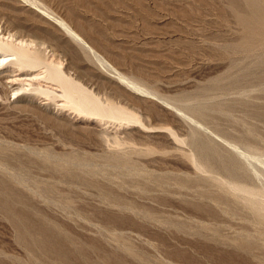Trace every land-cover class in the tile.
Listing matches in <instances>:
<instances>
[{
	"label": "rangeland",
	"instance_id": "374dc122",
	"mask_svg": "<svg viewBox=\"0 0 264 264\" xmlns=\"http://www.w3.org/2000/svg\"><path fill=\"white\" fill-rule=\"evenodd\" d=\"M39 1L48 3L50 8H55V12L57 10L56 13L64 15L62 5L51 4L48 0ZM89 1L90 5L79 2L74 4L77 17L83 24H90L103 42L123 58L125 64L130 63L125 55L130 54L132 47L145 43V48L151 51L150 55L169 62L163 70H167L168 66H180L178 74L175 75L177 86L169 88L174 91L166 90L163 81L167 78L161 76L165 75L164 72L156 74L160 82L151 83V86L155 84L154 87H158L160 92L173 94L172 96L192 93L193 98H188H192L191 102L194 103H218L223 110L210 111L204 120L201 117L195 119L198 118V123L204 128L207 127L208 133L214 132L209 133L212 137H220L219 141L223 139L220 144L224 149H228L227 144L231 142L241 146V151L252 157L250 160L254 165L259 163V169L264 173V47L247 51L238 46L244 33L226 0ZM76 4L80 6L77 7ZM64 41H68V38H64ZM69 43H73V48ZM69 43L67 46L77 49L81 58H87L84 50H80L74 42ZM100 52L109 57L107 52ZM134 63L138 67L139 64L142 65L140 68L146 74H152L142 58L134 60ZM125 67L127 72L132 71L129 66ZM11 92L5 94L9 100L0 93V182H4L13 193L14 212L27 215L36 226L49 229L56 227L55 230H60V235H67V239L62 242L66 249V264H219L206 257V247H214L213 252L219 257H226L228 264H264V226L241 205H225L223 208L216 206L221 213L218 210L214 217L206 215L197 207L194 209L199 204H212L209 196L212 197L219 186L216 182L211 183L210 187L208 181H188L194 179L197 172L195 173L191 163L187 164L188 161L180 157L178 151L175 153L174 145L162 143L161 138L145 139L134 130L135 133L130 135L133 141L125 133H121V136L118 133L122 139L127 140L116 146L115 126H101L96 121L78 116L72 110L62 109L60 106L63 101L58 98L51 100L52 103L45 95H38L29 89L25 93ZM17 99L21 100L20 104H11L18 101ZM40 103L44 105L43 109L39 108ZM108 126L111 127L108 129ZM103 128L111 131L108 134L109 139L101 143L97 133ZM187 134L184 132L181 137L185 138ZM183 148L188 151L190 149L189 145H184ZM229 149L231 150L230 146ZM169 151H174L175 158L172 156L174 153ZM117 156L127 157L125 164L118 162ZM189 169L193 175H188V172L185 178V171H190ZM252 170L254 182L250 180L249 185L253 186L251 188L255 185L256 189H264V177H260L262 171L260 173L256 170L257 174L260 173L256 176L253 168ZM179 174L181 175L178 176ZM173 180L179 182L178 185ZM165 183L167 187L163 185ZM207 186L211 188L210 191ZM203 193L207 196H202ZM0 195V199L10 196ZM184 198L190 200L186 201ZM205 221L208 223L205 224ZM175 222H179V225ZM196 232L198 235H195ZM18 234V227L14 224L11 213L0 204V264H45L55 258L42 254L40 249H37L38 252L37 247L27 246L19 239ZM246 236L252 239L253 244L252 250L248 252L237 249L234 244L245 242Z\"/></svg>",
	"mask_w": 264,
	"mask_h": 264
},
{
	"label": "bare ground",
	"instance_id": "6f19581e",
	"mask_svg": "<svg viewBox=\"0 0 264 264\" xmlns=\"http://www.w3.org/2000/svg\"><path fill=\"white\" fill-rule=\"evenodd\" d=\"M48 1L51 4L52 3L56 4L57 6L62 5V8H63L62 14H64V15H59L58 13H56L57 10H56V12L54 11L55 8L52 9V7L50 8V6L47 5L48 3L46 4V3L41 2L39 0H0V86H1L0 87V93H2L3 95H5L11 91L13 93H20V91L21 92L23 91L25 93V91H28V89H29L30 91H32L38 95L39 94L45 95L47 97L46 99H48V100L50 99V102H52L51 100H53V99L55 100L56 98H58L61 101H63L62 104L60 103L61 104L60 107L62 109L72 110L78 116H80L84 119H87V120L96 121L101 126L102 125L103 126H106V125L115 126L116 127L115 130L117 131V133H115L114 134L115 136L114 135L113 136H114V142L116 144H118L116 146H119L122 142H125L127 140V139H122L120 137L121 133H125V136L127 135L128 137H131L130 135L135 133L134 130H137L138 133L140 134V136L145 138V139H148L150 137L161 138L163 140L162 143H168L170 145H174V147L176 148V149H174L175 153H176V151H178L180 154V157L181 156L184 157L185 160L188 161V162L186 161L187 164L191 163L192 166L194 167V169L196 170L195 173L197 172V174L194 175L195 177L193 176L194 179H191L188 181H194L196 183L199 181L200 182L201 181H203V182L208 181L207 184L209 183V185L211 183L215 184L214 182H216L217 186H219L217 192L215 191L216 193L212 194V197H210L211 195L209 196V198L214 202L213 203L211 201L212 204H214L215 206L212 205L209 201L210 204H207V203H205V204L203 203V205L199 204V205L194 206V209H195V207H197L198 209H200V211L202 210L206 215L214 217L217 215V211L220 208H223L225 205H228L230 207L231 206L239 207L241 205L243 208H246V210L248 209L249 212L252 213L254 218L261 225L264 226V189H259L257 187V185H256L257 189L255 188V185H254V188H251L253 186L249 185L251 183L249 181L254 178V175L252 174V171H253L252 168L254 169V172H256V176L257 175L259 176V174L262 171L261 169H259L260 166H258L260 164L258 163L257 166L254 165L255 163L250 160L252 157L250 155H247L246 153H243L240 149L241 146L238 147L239 145H236L237 143L236 144L235 143L232 144V142H231V144L228 143L229 146L231 147V150L229 149L228 144H227L228 149L227 148L224 149L221 146V144H222L221 141L223 139L221 141H219L218 138H220V137H218V138H216L217 139L216 140L215 137H212L210 135L213 131L209 132L210 133L209 134L207 132L208 129H206L207 127L204 128L202 125H200L198 123L199 122L198 120L201 118L202 119L206 118V116L208 115V113L210 111L214 110V112H215L216 110H223V108L221 106H219L218 103L214 104L213 102L212 103H210V102H197V101H196V103L191 102V99L193 98L192 97L193 95H191L192 93L190 94L191 96L187 93L186 94H183V93L180 94L179 93L180 95L178 93H177L178 95H175L176 94L175 93L174 94L175 96H172L173 94L169 95V94L160 92L158 90L159 89L158 87L157 88L154 87L155 84L153 86H151V83L153 84V83H157L158 81L160 82L159 78L156 76V74H158L160 72H164L165 75H161V74L160 75L165 76L164 78H167V80L163 81V82H165L166 90L167 89L170 90L169 88L177 86V81L175 79V75L178 72V70L180 69L179 68L180 66L179 67H175V66L169 67L168 66L167 70H163V68H167L166 66H167V63H169V62L165 61V60L162 61L163 59L160 60L161 58L159 59V57L156 55H150L149 52H151V51H148L145 48L146 47L145 43L138 44L139 46L132 47V49L130 50L131 51L130 54L125 55V57H126L125 59H127V61L130 63L129 64L123 63L124 62L123 58L119 54L114 53L112 51L111 47H109L108 44L103 42V40L100 38V36H98L96 34V32L94 31V28L90 24L89 25L83 24L78 19L77 14L74 10V4L79 2V4L82 3L83 5H90L89 0H73L74 2H68L65 0H48ZM226 2H228L229 9H230L231 13L236 18L237 22L241 26L243 33H244L242 38L240 39L238 46L241 49H244L247 51L256 50V48H258L260 46L264 47V0H226ZM94 3H96V1H94L93 4ZM77 5L78 4H76V6ZM79 6H77V7H79ZM110 18H111V16H110ZM161 19H163V18H161ZM56 34H58V36ZM66 37L68 38V41L63 42L64 38H66ZM69 42H74L75 43L74 45L78 46L80 48V50L81 49L84 50V52L87 54V58H85V59L83 57L81 58V56H79V54H78L79 51L77 49L74 50V49L70 48V46H72L71 44H73V43L70 44ZM68 43L70 44L69 47L67 46ZM223 44L225 45V43H223ZM134 45H137V44H134ZM238 46L236 45V48ZM72 48H73V46H72ZM130 48L131 47H129V49ZM99 50L102 52L104 51L103 53L107 52L109 57H105L106 55L104 56ZM141 58L145 64V66H147V68L150 69V72L152 73L151 75H149L148 73L146 74L145 71H143V69L140 68L142 65H140L139 63H138L139 67H138V65H134V64H137V63H134V60H137V59L140 60ZM125 66H127V67L129 66L132 69V71L130 70L131 72H127L126 71L127 68ZM257 67H260V66H257ZM169 68H171V69H169ZM245 76H247V74ZM185 81H187V80H185ZM229 81H231V80H229ZM220 83H221V81H220ZM238 83H239V81H238ZM236 88H237V86H236ZM170 91H174V90H170ZM192 92H193V90H192ZM196 94H198V93H196ZM4 97L7 98L6 95ZM188 97H192V98H188ZM213 97H215V96L213 95ZM7 99L9 100V98H7ZM17 100L18 101H14V102L12 101L13 103H11V104H14V105L20 104L19 102H21V100L20 99H17ZM199 101H201V100H199ZM218 102H219V100H218ZM246 104L249 105V103H246ZM244 105H245V103H244ZM38 106L41 109L44 108L43 107L44 105L41 103ZM258 115H260V114H258ZM213 116H214V114H213ZM195 117H198V118L201 117V118H199V119L197 118L198 119L197 120V119H195ZM232 119H234V118H232ZM203 125H205V124H203ZM109 127H111V126H108V129H109ZM112 129H114V128H112ZM109 131H111V130H109ZM109 131H107V129H105V128H103V130H101V131L100 130L98 131L97 136H98V139L101 143H103L109 139V137H110V136L108 137V134H110ZM184 132H187L189 134V138H187L188 134L185 136L186 139L181 137L182 135H184ZM118 133H120L119 134L120 136L117 135ZM125 136H123V137H125ZM222 136H223V134H222ZM111 139H112V137H111ZM131 140H132V137H131ZM225 141H226V139L224 140V142ZM227 141L229 142V140H227ZM241 141H243V140L241 139ZM109 142H110V140L108 141V143ZM224 142H223V144H224ZM182 145H183V147H184V145H189V147H190L189 151L185 150L182 147ZM225 145L226 144H224V147H225ZM122 146H123V144H122ZM122 146H120V147H122ZM113 147H115V146H113ZM147 148H150V147H147ZM156 148H155V150H156ZM168 148H169V145H168ZM247 148H248V146H247ZM249 148H250V146H249ZM251 149H252V146H251ZM115 151L116 150H114V152ZM174 151H169V152L174 153ZM175 153L172 154V156L175 155ZM128 154L126 156H128ZM76 156L78 157L77 154H76ZM152 156H153V154H152ZM172 156H170V157H172ZM175 156H173V157L175 158ZM52 157H54V156L52 155ZM56 157H58V156H56ZM66 157H68V156H66ZM126 158H123L122 156H117L116 160L118 162L125 164V162L127 160ZM55 159L59 160L57 158H55ZM46 160H48V158H46ZM177 160H181V159H177ZM79 162H81V160ZM173 162H175V160ZM181 163H182V161L180 162V164ZM167 164H169V163H167ZM250 166L252 168H250ZM139 167H140V165H139ZM185 167H186V169L188 168V166H185ZM130 169H129V171H130ZM132 169H133V167H132ZM125 170H127V169H125ZM256 170L260 171V173L258 172V174H257ZM177 171H174V172L176 173ZM190 171H188V170L185 171L186 172L185 178H187L186 174L188 172H189L188 175H191V176L193 175L192 171H191V173H190ZM64 173H66V172H64ZM97 173H99V172H97ZM202 173H204L203 176L205 174H208V176L205 175L203 177L200 175ZM262 173H263V171H262ZM262 173L260 176L261 179H262V177H264V176H262ZM128 174H130V172ZM137 174H138V172H137ZM182 174H183V172H182ZM217 174H218V176H217ZM219 174H222V175H219ZM173 175H174V173H173ZM180 175L181 174H179L178 176H180ZM89 176H91V175H89ZM130 176H132V174H130ZM156 177H157V175H156ZM260 177L258 179H260ZM181 178H184V177L181 176ZM166 179H168V178H166ZM160 180H162V179H160ZM151 181H153V180H151ZM178 181H180V179ZM184 181H187V180L184 179ZM260 181H262V180H260ZM154 182H158V181H154ZM173 182H175V181L173 180ZM166 183L163 185L166 186ZM175 183H176V185H178L179 182L178 183L175 182ZM253 184L254 183H252V185ZM262 184H263V182H262ZM163 185H161V186H163ZM211 186H212V184L210 185V187ZM188 187L189 186H187V188ZM210 187H208V188H210ZM261 187L262 186H260V188ZM181 188H183V187H181ZM187 188H185V189L188 190ZM194 188H196V187H194ZM208 188H206V189H208ZM189 189H193V187L191 188V186H190ZM208 190L210 191L211 188ZM6 193L10 196H7L6 198L5 197L1 198L0 204L7 211H9L11 213L14 224L18 227L19 239L22 242H24L27 246H30L32 248H33V246L37 247L36 250L40 249L42 254L55 257V258H53V260H49L50 258H48L49 261L46 262L45 264H66V261H65L66 249H65L64 245L62 244V242L67 239V237H66L67 235L66 236L60 235L58 233V231H60V230H58V231L55 230L56 227L54 229L53 228L49 229V228H45L44 226L42 227L40 225L36 226L33 224L31 219L27 215H25V214L23 215L20 212L19 213L14 212L13 208H12V199H13L12 194L13 193L4 184V182H0V194L7 195ZM170 193H172V192H170ZM178 194H179V192H178ZM199 194H202V193H199ZM180 195H182V193ZM189 195H191V193ZM196 195H198V194H196ZM202 196H207V194L203 193ZM180 198H182V200H183V197H180ZM196 198H198V197H196ZM199 198H202V197L200 196ZM187 199H189V198H187ZM187 199H185V200L187 201ZM121 200H123V199H121ZM175 200H176V198H175ZM150 202H151V200H150ZM199 202H200V200H199ZM110 203H111V201H110ZM216 206H218L220 208H218ZM129 207H131V206H129ZM162 208H166V207H162ZM233 208L235 209V207H233ZM232 210L233 209H231V211ZM219 211L221 213V210H219ZM198 213H199V211H198ZM223 215H225V214H223ZM236 220H238V219H236ZM243 220H245V219H243ZM238 221H240V220H238ZM178 223H176V224H178ZM181 223L182 222H180V224ZM194 223H196V222H194ZM200 223H203V222L201 221ZM207 223L208 222L205 221V224H207ZM214 226H215V224H214ZM183 227H184V225H183ZM225 227H227V226L225 225ZM179 228H181V226H179ZM203 229L206 230L205 227H203ZM209 229L210 228H208V230ZM245 231L246 230H244V232ZM206 232H203V233H206ZM213 233L215 234V236L217 235V237H218V234H216V232H213ZM239 233H241V232L239 231ZM187 234H188V232H187ZM254 234H255V232H254ZM191 235H192V233H191ZM195 235H198V233ZM204 236H206V235H204ZM199 237H200V235H199ZM250 237H252V236H250ZM212 240H213V238H212ZM251 240L252 239H250L249 236H246L244 238L245 242H243V240L242 241L239 240V242H243V243H241V244L234 243V244L236 245L237 249L241 248V249L248 252V251L252 250L253 244H252ZM121 245L125 246V244H121ZM235 245H233V246H235ZM218 246H220V245H218ZM213 248L206 247L204 249V251L207 255L206 257H209L211 259L216 260L219 264H228L226 259H225L226 257L225 258L223 256L221 257V255H220V257L217 256L215 254L216 252H213V250L215 249V248L214 249ZM129 249H130V247H129ZM243 250H241V251H243ZM41 261H42V259H41ZM191 261H193V260H191Z\"/></svg>",
	"mask_w": 264,
	"mask_h": 264
}]
</instances>
